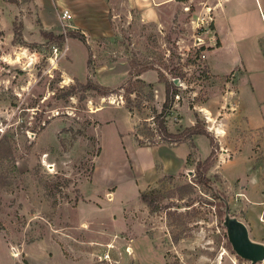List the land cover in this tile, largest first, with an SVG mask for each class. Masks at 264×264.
I'll list each match as a JSON object with an SVG mask.
<instances>
[{
    "label": "rangeland",
    "instance_id": "1",
    "mask_svg": "<svg viewBox=\"0 0 264 264\" xmlns=\"http://www.w3.org/2000/svg\"><path fill=\"white\" fill-rule=\"evenodd\" d=\"M215 1L231 28L222 76L193 45L214 42L196 24ZM63 3L0 0V264H264L236 254L223 224L233 216L264 244V123L245 116L256 98L264 113V0H82L68 19ZM130 60L150 66L144 78ZM170 80L166 129L195 113L213 136L205 182L194 165L209 139L155 129Z\"/></svg>",
    "mask_w": 264,
    "mask_h": 264
},
{
    "label": "trees",
    "instance_id": "2",
    "mask_svg": "<svg viewBox=\"0 0 264 264\" xmlns=\"http://www.w3.org/2000/svg\"><path fill=\"white\" fill-rule=\"evenodd\" d=\"M211 27V23L209 24ZM75 31L68 30L66 32H60L56 35H54V38L56 40H64L66 36H76ZM81 37V35H80ZM217 43V41H216ZM202 46H199L198 49H201ZM150 66H147L145 63L135 60L129 61V72L134 75H138L142 70L147 69ZM177 75V74H174ZM140 80V78H137ZM157 80L161 81V76L157 77ZM149 84V83H148ZM79 85L83 88H93L97 93H100L102 95L107 94V88L104 85H99L97 83L92 82L89 78H87L84 82H79ZM163 100L161 102V108L160 111L154 114L152 117L155 121V129L158 133V135L165 139V140H180L185 136H188L190 134H203L209 139V145L210 148L208 152L205 154V156L201 159H198L195 162L194 165V171L197 175V179L200 182H205L207 180V177L205 175L208 167L213 163L215 159V151L213 150V136L212 134L202 125L198 122V117L194 113L195 121L194 123L184 126L180 131L171 132L166 129L165 123L163 120L164 111L169 107L171 104L172 96L173 94H176L175 86L173 85L172 81L169 82L164 81L163 82ZM3 140L0 139V147L3 146ZM0 155H2L1 149H0ZM148 194L146 192H142L139 194L140 198L144 200L146 203L149 204L148 200ZM219 202V209L224 205L223 200L218 201Z\"/></svg>",
    "mask_w": 264,
    "mask_h": 264
},
{
    "label": "crops",
    "instance_id": "3",
    "mask_svg": "<svg viewBox=\"0 0 264 264\" xmlns=\"http://www.w3.org/2000/svg\"><path fill=\"white\" fill-rule=\"evenodd\" d=\"M55 1H59V0H55ZM65 3V6L68 7L67 9H69L68 11L70 12L71 10L73 12H76L77 9V2L78 1H82V0H61ZM145 2H148V4H154V5H158V4H163L166 2H169L171 0H144ZM219 4V1H215V4L213 5V13H212V37H214V42L212 40L209 39V42L206 43V48H204L205 50V63H206V67L208 68V71L215 75V76H222L224 74H227L229 72H231L233 69L231 68V65L229 64V59H230V51L231 48L229 50V46L228 44V35L231 32V28L229 26V23H227V21H225L224 19V23H223V18L222 16H220V14L217 11V6ZM71 14V12H70ZM226 19L227 18H232L233 15L230 14H226L224 16ZM217 41V43H216ZM146 70V69H145ZM145 70H142L138 75V77L144 78L145 74L147 73ZM234 73V72H232ZM242 72H240L241 74ZM238 77L235 76L236 81L239 80ZM150 81H154L156 78L155 76L151 77L150 76ZM156 83V82H155ZM250 93L252 95H254V91L257 93L258 90L257 88H255L253 85L250 84ZM261 94L263 92V90L260 91ZM237 93H238V89H237V84H236V92H235V98H237ZM262 96V95H261ZM261 98V97H260ZM235 102V101H234ZM254 103L257 107V112L254 116V118H252V116H250V114L248 112H245V116H246V123L247 126L250 128H260L263 123H264V113L262 112V110L260 109V105H261V99L259 100L258 98H256L254 100ZM131 147V144H130ZM131 147V151L128 152L129 156H131V152L134 153L132 151ZM261 221H264L263 218H258ZM253 235L250 237L251 240L253 241H261V236L260 234L255 231L252 230ZM66 264H74V263H66Z\"/></svg>",
    "mask_w": 264,
    "mask_h": 264
},
{
    "label": "water",
    "instance_id": "4",
    "mask_svg": "<svg viewBox=\"0 0 264 264\" xmlns=\"http://www.w3.org/2000/svg\"><path fill=\"white\" fill-rule=\"evenodd\" d=\"M172 80L175 82L176 78H172ZM223 224L226 238L236 254L247 259L249 263L264 257V244L248 237L244 223L233 216H225Z\"/></svg>",
    "mask_w": 264,
    "mask_h": 264
},
{
    "label": "built area",
    "instance_id": "5",
    "mask_svg": "<svg viewBox=\"0 0 264 264\" xmlns=\"http://www.w3.org/2000/svg\"><path fill=\"white\" fill-rule=\"evenodd\" d=\"M208 11V12H207ZM205 11V13L198 18V23L196 24L199 28V30L201 32H209L211 31V27H210V21L212 20V15L209 12V10ZM60 17L64 18V19H68L70 18V12L68 11L67 8H62L60 11ZM202 37L199 35H196L195 37V42H193V45H196L197 48H199V46L201 45L200 43L202 42ZM205 57V50L204 48L198 49L197 55H196V59L198 60H202ZM176 95V94H174Z\"/></svg>",
    "mask_w": 264,
    "mask_h": 264
}]
</instances>
